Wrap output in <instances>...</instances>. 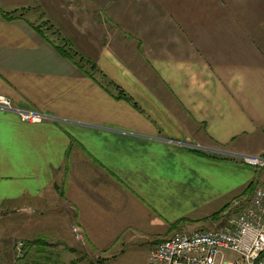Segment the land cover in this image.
Listing matches in <instances>:
<instances>
[{"label":"crops","instance_id":"0c3cea01","mask_svg":"<svg viewBox=\"0 0 264 264\" xmlns=\"http://www.w3.org/2000/svg\"><path fill=\"white\" fill-rule=\"evenodd\" d=\"M180 1L176 23L133 45L72 28L90 70L25 15L6 17L25 0H0V96L52 116L0 109V217H19L10 233L42 247L59 232L76 241L77 227L92 251L17 264H147L173 225L200 228L264 184L233 155H264V0Z\"/></svg>","mask_w":264,"mask_h":264},{"label":"rangeland","instance_id":"374dc122","mask_svg":"<svg viewBox=\"0 0 264 264\" xmlns=\"http://www.w3.org/2000/svg\"><path fill=\"white\" fill-rule=\"evenodd\" d=\"M25 2L29 7L18 9V12H21V14L16 13V15H25L36 26L41 27L44 34L59 46L63 47L66 44L65 42H67L68 46L65 47L66 51H71L73 54L75 52L74 60L78 64L87 66L90 70L95 69V64L91 59L82 54L84 44L76 40L71 35L73 34L71 31L78 30L82 34V38L87 37L89 39L92 37L93 41H101L107 35L116 36L120 39L122 37L127 39V41L131 40L130 43L133 45L135 43L134 40H138L136 38L137 33L141 30L148 29L152 31L151 28H154L156 31H163L170 24L171 17L174 19V22L172 21L171 24L176 23L177 18H175L176 12L174 10L182 7L180 0H25ZM176 4H178L177 7L175 6ZM104 27L108 29L105 30ZM111 38L109 41L113 43L115 39L113 37ZM81 58L89 60V63L86 62L87 65L84 64L85 62ZM92 64L94 69H92ZM261 186H264V184ZM247 191L246 193H248ZM251 192L247 195H250ZM49 210L52 213L53 209L51 210V207ZM67 210L69 208L65 204L59 207V212L62 216H71ZM29 212L30 214H35L33 210ZM219 215L220 213L212 215L209 220L205 218L204 223L207 222L200 228H197L198 225L195 224L190 227L184 223L181 225H173L172 233L168 236L158 238L155 243L180 231L215 228L218 226V224L216 225V221ZM16 222H20L19 217L14 216L10 218L6 214L0 217V264H17L24 258L25 252H29L25 260L30 261L34 252H64V258L70 257L69 252H92L89 250L87 242L77 227L74 228L76 230L74 231L75 234L72 233L74 226H71L70 230L71 234L75 235L76 241L70 242L65 232H59L54 237L47 239L46 243L48 245L42 247L43 245L41 244L23 240L18 235L10 233L12 227L18 226L15 225ZM34 230L36 233L37 228H33ZM33 237L32 240H35L40 236L35 237L33 235ZM10 252L11 256L9 259ZM134 252H145V250L138 249ZM226 253L230 257L235 256L232 252Z\"/></svg>","mask_w":264,"mask_h":264},{"label":"built area","instance_id":"2783aa9c","mask_svg":"<svg viewBox=\"0 0 264 264\" xmlns=\"http://www.w3.org/2000/svg\"><path fill=\"white\" fill-rule=\"evenodd\" d=\"M0 109L29 123L52 118L34 109L17 108L6 96H0ZM233 155L264 170V155ZM216 222L215 228L180 231L155 243L147 264H264V186L234 198Z\"/></svg>","mask_w":264,"mask_h":264},{"label":"trees","instance_id":"16d2710c","mask_svg":"<svg viewBox=\"0 0 264 264\" xmlns=\"http://www.w3.org/2000/svg\"><path fill=\"white\" fill-rule=\"evenodd\" d=\"M18 12V10H13V11H10V12H8V14L6 15V17H8V18H15V17H19V15H16V13ZM36 31H38L48 42L50 41L49 40V38L44 34V32H40V31H42V28L41 27H38V26H36ZM58 34V33H57ZM66 44H64V46L62 47V46H58L57 48H59L58 50H60L61 51V54L64 56V57H66V58H68V59H70L72 62H74L75 60H74V54H76L75 52H74V54L73 53H71V51L70 52H68V51H66V49H65V47H67L68 46V43L67 42H65ZM56 48V49H57ZM82 60H84L83 58H81ZM76 62V61H75ZM84 64H86L87 65V63H89V60H84ZM87 62V63H86ZM82 65V64H81ZM81 65H79V64H77V66L79 67V68H81L82 66ZM92 69H94V66H93V64H92ZM116 87V86H115ZM251 185L252 184H250L247 188H246V190L243 192V194H245L246 193V191L247 190H250L251 189ZM247 192H249V191H247ZM242 194V195H243ZM227 206H225L223 209H221V210H219L218 212H216L215 214H213V215H217V214H219V213H221L225 208H226Z\"/></svg>","mask_w":264,"mask_h":264}]
</instances>
